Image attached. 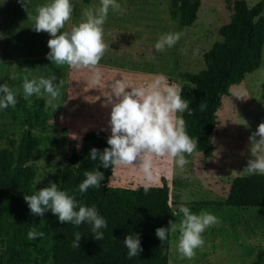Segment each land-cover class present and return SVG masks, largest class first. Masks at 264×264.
Returning <instances> with one entry per match:
<instances>
[{"label":"rangeland","instance_id":"374dc122","mask_svg":"<svg viewBox=\"0 0 264 264\" xmlns=\"http://www.w3.org/2000/svg\"><path fill=\"white\" fill-rule=\"evenodd\" d=\"M236 0H200L195 22L179 28L177 19L169 14L171 0H119L121 11L109 9L103 24V40L109 47L95 67L56 65L46 58L50 38L45 31L31 27L37 5L46 0H31L22 8L17 0H0V83L6 82L17 95L23 96L25 77L55 75L58 96L45 106L56 107L58 115L49 120L45 131L33 129L42 157L34 162L35 178L32 190L58 183L59 170L67 162L71 151L88 131L103 128L110 135L108 125L110 105L106 95L115 80L130 86L159 87L188 83L185 72L205 70L203 54L222 42L218 28L229 21ZM251 7L259 0H243ZM73 15L66 29L85 19V13L99 7L100 0H73ZM264 16V6L263 12ZM179 33L172 47L161 51L154 44L161 34ZM185 121L184 113H178ZM216 126L209 134L212 154L205 159L193 150L185 154L188 163L179 168L167 156L146 154L136 164L113 166L108 186L138 188L167 184L169 190L170 220L179 222L182 216H173L179 204L194 212H211L219 222L203 233L204 244L196 249L191 259L182 258L176 250L178 229L169 228L168 264H264V206L230 207L222 202L236 176L249 175L244 169L253 155L264 156V148L255 149L249 136L264 122V45L259 67L246 74L243 81L232 85L229 95L223 97L215 114ZM25 127L21 112L13 108L0 119L4 136H16ZM259 139V137H256ZM2 143V142H1ZM144 159L151 161V175L142 170ZM51 240L40 243L29 241L31 261L28 264H48L41 261L34 246L46 253ZM0 264H13L7 239L0 237Z\"/></svg>","mask_w":264,"mask_h":264},{"label":"trees","instance_id":"16d2710c","mask_svg":"<svg viewBox=\"0 0 264 264\" xmlns=\"http://www.w3.org/2000/svg\"><path fill=\"white\" fill-rule=\"evenodd\" d=\"M200 0H171L169 14L177 19L179 28L191 26L197 18ZM264 0L247 7L243 0H236L229 21L218 28L222 42L203 54L207 63L205 70L197 73L185 72L182 77L188 83L182 86L181 96L189 101L193 109L189 115L186 132L197 141L196 150L207 159L212 154L209 134L216 126L215 112L223 97L229 95L232 85L243 81L246 74L255 71L261 61L264 45ZM29 99L17 95L15 107L0 111V119L16 108L23 118L25 127L16 136H4L0 131V237L7 239L12 252L13 264H28L31 261L27 232L30 227L44 232L35 242L51 240L41 261L48 264H168V239L161 242L155 235L160 226L169 227V190L167 184L122 188L108 186L113 167L103 168L98 161L87 156L91 147L103 150L107 145L106 132L101 129L86 132L79 140L67 162L58 172L59 188L66 190L85 205H95L106 219L102 229L103 239H93L91 226L81 223L74 226L59 222L49 210L43 217L31 213L25 194L33 192L35 178L34 162L42 157L38 142L32 135L33 129L45 131L49 120L58 115V110L45 106V99L33 94ZM205 107L200 109V105ZM2 142V143H1ZM104 173L99 188L90 187L80 193L77 185L84 179L85 170ZM230 207H263L264 175L249 174L236 176L222 202ZM79 231V247H72L73 233ZM138 233L143 251L139 256L127 258L123 238L126 234Z\"/></svg>","mask_w":264,"mask_h":264},{"label":"clouds","instance_id":"9594fccd","mask_svg":"<svg viewBox=\"0 0 264 264\" xmlns=\"http://www.w3.org/2000/svg\"><path fill=\"white\" fill-rule=\"evenodd\" d=\"M22 8L27 9L31 0H17ZM74 9L73 0H46L37 5L35 15L32 17L31 27L36 32L45 31L49 34L47 46L49 51L46 58L56 65L69 67H95L109 47L103 40V24L109 9L114 12L121 11L119 0H100L99 7L94 11L89 9L85 19L78 24H72L66 29L72 18ZM4 35L0 33V39ZM179 39V33H165L154 44L157 51L165 47H172ZM55 75L29 79L24 78L22 83L24 99L30 106L29 99L33 94L43 96L47 94L48 103H51L59 93L54 83ZM182 89L179 85L159 87L158 82L152 87L130 86L125 81H114L111 91L106 95V104L110 105L108 125L110 135L107 145L102 151L91 147L87 156L92 161H98L103 168L116 165L127 166L136 164L146 154L167 156L173 159L175 165L183 168L188 161L185 154H190L196 148L197 141L191 138L185 130V121L178 113L185 110L190 115L193 109L189 101L182 98ZM17 93L6 82L0 83V111L15 107ZM57 106L54 105L56 109ZM205 106L200 105L203 110ZM104 129L101 128V131ZM259 137V139H256ZM255 149L264 148V122L257 125L256 130L249 136ZM79 147V145H77ZM244 169L249 174L264 175V156L253 155L247 160ZM142 170L146 176L151 175V161L144 159ZM84 179L77 185L80 193L86 192L90 187L99 188L104 180V173L97 169L85 170ZM144 190L148 187L145 185ZM24 200L31 213L43 217L49 210L57 220L79 226L85 223L91 226L93 239H103L102 229L107 227L106 219L98 212L95 205H85L75 199L66 190L58 187V183L48 182L47 186L25 194ZM178 211L173 216H182L180 221L169 220V227L160 226L155 229L156 237L161 241L168 239L169 228L178 229L179 236L176 250L182 258L191 259L196 249L204 244L202 233L212 225L219 222L218 217L211 212L201 210L194 212L185 204H179ZM44 232L30 227L27 232L29 241L42 238ZM72 247H79L81 233H73ZM126 248V257L139 256L143 251L138 233L126 234L123 238Z\"/></svg>","mask_w":264,"mask_h":264},{"label":"water","instance_id":"95a60500","mask_svg":"<svg viewBox=\"0 0 264 264\" xmlns=\"http://www.w3.org/2000/svg\"><path fill=\"white\" fill-rule=\"evenodd\" d=\"M34 264H37V262H36V261H34Z\"/></svg>","mask_w":264,"mask_h":264}]
</instances>
